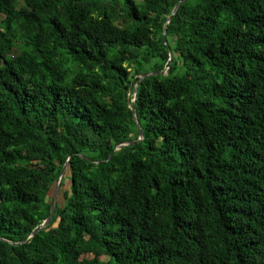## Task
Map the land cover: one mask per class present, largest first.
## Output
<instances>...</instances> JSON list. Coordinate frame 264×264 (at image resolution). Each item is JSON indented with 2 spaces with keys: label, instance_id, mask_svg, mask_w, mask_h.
Listing matches in <instances>:
<instances>
[{
  "label": "trees",
  "instance_id": "trees-1",
  "mask_svg": "<svg viewBox=\"0 0 264 264\" xmlns=\"http://www.w3.org/2000/svg\"><path fill=\"white\" fill-rule=\"evenodd\" d=\"M181 1L0 0V264H264V0Z\"/></svg>",
  "mask_w": 264,
  "mask_h": 264
},
{
  "label": "water",
  "instance_id": "water-1",
  "mask_svg": "<svg viewBox=\"0 0 264 264\" xmlns=\"http://www.w3.org/2000/svg\"><path fill=\"white\" fill-rule=\"evenodd\" d=\"M185 1H187V0H183V1H181V2L175 7L174 11L172 12L171 16H170L169 19H168L167 24H169V22L172 20L173 16L176 14V12H177L178 9L180 8V6H181ZM167 24H166V25H167ZM166 25H165V27H164V40H166V30H167ZM170 61H171V62L173 61V53H172L171 50H170ZM145 76H146V75H144L143 77H141V79H143ZM137 94H138V85L135 86V88H134V100H133V102L136 101ZM133 114H134L135 121H136V123L138 124V127H139V136H140V137H139V139H138L137 141H130V142H127V143H125V144H121V145H119V146L116 148V150H120V149H122V148L125 147V146L134 145V144L137 143L138 141H141V140L143 139V137H144L143 131H142V129H141V127L139 126V123H138V119H137L136 109H135V108L133 109ZM66 169H67V168L65 167L64 170H63V172H62V174H61V176H60L59 183H58V185H57V187H56V189H55L54 197H53V200H52V208H51L50 216H49V218L43 223V225H42V227H41V229H40L39 231H41V230H43V229H46V228L50 225V223L52 222V220H53V218H54V215H55V212H56L57 203H58V198H59V194H60V190H61V186H62L63 178H64V176H65ZM37 233H38V231H37V232H34V233L32 234L31 237H34Z\"/></svg>",
  "mask_w": 264,
  "mask_h": 264
},
{
  "label": "rangeland",
  "instance_id": "rangeland-1",
  "mask_svg": "<svg viewBox=\"0 0 264 264\" xmlns=\"http://www.w3.org/2000/svg\"><path fill=\"white\" fill-rule=\"evenodd\" d=\"M62 201V191H60V194H59V202Z\"/></svg>",
  "mask_w": 264,
  "mask_h": 264
}]
</instances>
